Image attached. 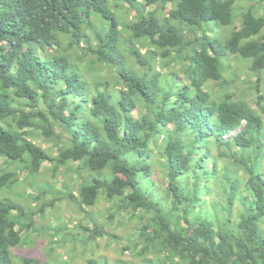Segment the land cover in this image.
Listing matches in <instances>:
<instances>
[{
	"label": "clouds",
	"instance_id": "1",
	"mask_svg": "<svg viewBox=\"0 0 264 264\" xmlns=\"http://www.w3.org/2000/svg\"><path fill=\"white\" fill-rule=\"evenodd\" d=\"M0 264H264V0H0Z\"/></svg>",
	"mask_w": 264,
	"mask_h": 264
},
{
	"label": "trees",
	"instance_id": "2",
	"mask_svg": "<svg viewBox=\"0 0 264 264\" xmlns=\"http://www.w3.org/2000/svg\"><path fill=\"white\" fill-rule=\"evenodd\" d=\"M17 15H19V13H17Z\"/></svg>",
	"mask_w": 264,
	"mask_h": 264
}]
</instances>
